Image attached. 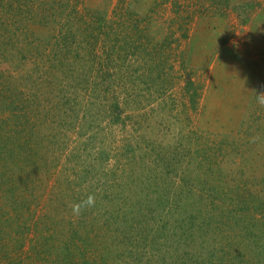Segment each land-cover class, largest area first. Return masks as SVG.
<instances>
[{
    "label": "rangeland",
    "instance_id": "1",
    "mask_svg": "<svg viewBox=\"0 0 264 264\" xmlns=\"http://www.w3.org/2000/svg\"><path fill=\"white\" fill-rule=\"evenodd\" d=\"M15 1H0V15L16 20L0 23V132L21 112L18 107L40 109L24 113L44 121L31 129L29 147L38 162L34 182L25 188L34 220L55 222L54 207L76 188L82 201L95 198L87 212L103 213L83 230H94L84 247L98 242L113 263L264 264V105L257 101L264 92V53L250 51L252 37L264 36V0H230L243 5L238 19L213 0L203 13L191 5L190 21L173 12L174 0H135L126 13L118 0H51L60 9L47 3L44 22L19 15ZM40 2L35 0L33 14ZM74 8L84 11L87 22L69 27ZM62 18L66 37L56 24ZM100 18L109 24L104 30L98 29ZM186 23L189 38L179 48L185 49L184 70L175 48L183 40L179 26ZM208 27L257 68L242 126L231 136L199 124L207 77L189 66L188 51L192 31ZM106 30L111 33L97 32ZM152 43L160 48L157 65ZM170 47L173 55L160 64ZM189 78L195 83L190 88ZM113 103L121 106L116 122L117 113H109ZM9 221L0 224V232L13 238L18 231L24 237L33 225V219ZM56 244L45 242L37 250L44 260L35 254V264H58L66 249L63 241L59 249Z\"/></svg>",
    "mask_w": 264,
    "mask_h": 264
},
{
    "label": "trees",
    "instance_id": "2",
    "mask_svg": "<svg viewBox=\"0 0 264 264\" xmlns=\"http://www.w3.org/2000/svg\"><path fill=\"white\" fill-rule=\"evenodd\" d=\"M62 1L63 0H54V2L60 4L62 3ZM134 1L135 0H118L117 4L118 7L121 10H125L126 13L127 11H132L130 5ZM162 1H164L165 3L169 2V0ZM178 1L179 0H174L172 2L171 9L175 14L183 15L182 19L185 21H190L193 17L192 12L189 10L191 8V5H196L194 6V8L196 9L195 12L197 13L206 12L207 9L213 7L211 0H209L208 2L209 5L197 4V0H183L182 2ZM213 1L216 4H219V7H223L225 15L238 13V19L239 13H241V11L239 10L242 9L243 5H234L230 2V0ZM16 2H18L19 4H16V10L19 12V15H21L22 13L26 14V20L29 19L30 16H33L31 21H45L43 18L41 19V11L47 8L45 6L47 3L51 5L49 8H54L56 10L60 9V7L51 0H44L42 2H40L39 0L40 9L37 10L35 14H33L32 8L35 5V0H16L15 3ZM23 3H26L30 11L21 9V7L24 5ZM199 5H201V7ZM83 12L84 11L80 8H74V10H71L67 21L69 27L76 25L78 26L83 24L84 22H87ZM183 13H185L186 15ZM72 14H74L75 17H72ZM136 15L137 14L135 13L134 16ZM6 19L7 16L3 17L2 15H0V23L2 25L5 23L10 25L16 24V20ZM64 20L65 18H62L61 21L56 23L59 25L61 33H63L62 37H66V33L64 32V26L67 27V24L64 22ZM132 24L133 22L131 21L129 23L130 28L132 27ZM107 25L109 24L104 21V18H100V24L98 25V29L104 30V27H106ZM133 26H135L136 29L139 28L140 25L137 24ZM179 28L182 31L181 37L185 41H179L177 48H175V56L177 60L179 59L181 68H184L185 70L187 68L184 60L186 57L185 49L184 47L181 50L179 48H181V46L183 44H186V42L188 41V23H186V25H180ZM97 32L102 35H107L111 33V30ZM90 34L95 37L94 28L92 29V32ZM173 34L174 32L170 33V35ZM172 42L173 40L170 39L169 43ZM108 43L109 42H105L104 45H107ZM148 44L149 42H146L144 45L148 47ZM157 44L152 43L150 51V55L152 56V62L156 63V65V57H159L158 54L160 51V48L157 47ZM164 44L165 46L167 45L166 42H164ZM172 51L174 52V49L170 47V49H168V55H162L160 64H163V62L167 63V61L170 60V57L173 55L171 53ZM146 61L148 62V60ZM161 68L163 69L164 65H162ZM187 85L189 88L195 85L192 78L188 79ZM186 89L188 90L187 87ZM192 102L193 106L196 107L195 103L197 101L193 99ZM40 105L41 104H37V107H40ZM109 108L110 115L112 114V116H115V114L117 113L114 122L118 121L120 117L118 112L119 110H121L120 104H110ZM17 110L21 112H15L14 115L9 117L8 121H6V128L4 129V131L0 132V224H3V222L7 220H10V223L12 220L31 222V220L33 219V222H31L33 225L28 229L27 234L22 238L19 237L20 231L17 232L16 238L10 237L9 233L6 231L0 232V264H35V256L39 253L37 250H44L45 242H47L48 246H50L53 245L56 241V246L60 244V241H63V246H65L66 249H63L64 252L61 255L62 260H57L58 264H116V262H111V256H109L110 252L108 249L105 250V254L101 252V249L99 248L101 245H99L98 242H94L92 243L93 245H87L84 247L85 241L91 243L93 239L92 235L94 233V230L92 232V230L89 229V231L85 233H83V230L87 228L91 222H94V220H96L97 218L99 219L103 213H101L97 209L96 211L90 210L87 212V207H85L81 211V214L79 216L74 215L72 212V205L82 201L81 194L76 193V188H72V191H69L71 193L68 195L65 193L64 196L66 197L63 198L59 205H56L54 207L53 211L55 212V214L58 215V219L54 217V222L53 218H50V225L40 224L38 221L34 220L35 218L38 219V217L33 218L34 216H32V211L28 213L29 210H27L26 208L27 197L25 195V191L29 184L34 182V178L31 173L33 172V170L38 168V162L32 159L33 153L30 154L31 148L29 147L31 145L30 141L33 136L31 129L36 125V123H41L44 121L38 120L36 117L32 119L26 116V114H24L33 111H38L40 109L32 108L28 111H22V108L18 107ZM30 123L31 125L29 127ZM175 192L180 193L179 188L174 191V193ZM40 227H43V231ZM25 239L27 240V242H23V240ZM28 242H30V245H28ZM93 246L95 247V249L93 250V252L89 253L87 248H91ZM57 247V249H59V246ZM72 247H75V250ZM108 247L115 248V245ZM131 247H133L134 250L137 246L132 245ZM98 250L99 253H97ZM36 257L40 261L44 260V258L39 255H37ZM78 257L79 259L77 261ZM30 259H33L34 261H31Z\"/></svg>",
    "mask_w": 264,
    "mask_h": 264
},
{
    "label": "crops",
    "instance_id": "3",
    "mask_svg": "<svg viewBox=\"0 0 264 264\" xmlns=\"http://www.w3.org/2000/svg\"><path fill=\"white\" fill-rule=\"evenodd\" d=\"M192 32L188 63L204 71L207 77L199 124L217 135H234L242 126L253 95L257 68L250 60L239 58L230 46L222 44L214 28H197ZM250 51L264 53L263 35L252 37Z\"/></svg>",
    "mask_w": 264,
    "mask_h": 264
},
{
    "label": "clouds",
    "instance_id": "4",
    "mask_svg": "<svg viewBox=\"0 0 264 264\" xmlns=\"http://www.w3.org/2000/svg\"><path fill=\"white\" fill-rule=\"evenodd\" d=\"M257 101L259 104L264 105V92L257 94ZM95 204V198L92 195H89L86 200H83L79 203H75L72 205V212L74 215L79 216L81 211L85 207H92Z\"/></svg>",
    "mask_w": 264,
    "mask_h": 264
}]
</instances>
